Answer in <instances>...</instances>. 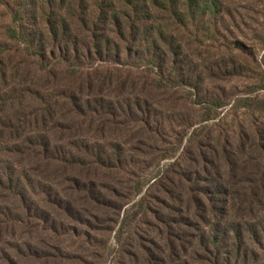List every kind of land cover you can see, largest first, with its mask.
<instances>
[{"label": "trees", "instance_id": "trees-1", "mask_svg": "<svg viewBox=\"0 0 264 264\" xmlns=\"http://www.w3.org/2000/svg\"><path fill=\"white\" fill-rule=\"evenodd\" d=\"M220 6L221 0H0V237H14L15 225L25 224L16 212L30 219V192L41 195L34 179H47L60 164L71 174L80 163L82 171L70 176L77 192L96 204L97 214L111 216L105 227L95 217L97 230L109 232L119 223L121 231L128 229L127 241L116 250L129 263L120 258L119 264H264V128L262 133L258 121L252 134L242 128L237 141L209 137L203 144L207 127L189 132L188 148L198 146L184 151L189 162L172 163L131 206L115 186L81 182V173L98 176L109 169L101 147L86 148L83 158L82 151L74 154L61 145L64 136L96 118L105 98L90 97L112 83L118 65L143 68L161 86L170 75L166 66L177 64L185 50L178 33L193 35V27ZM251 55L261 86L235 102L264 118V56ZM102 69L109 73L102 76ZM190 87L208 116L224 105L221 98L201 96L199 83ZM83 88L92 94L84 97ZM123 105L132 113L138 106ZM148 110L141 114L150 116ZM132 184L130 190L141 196L144 179ZM139 213L157 223L155 238L129 232ZM109 249L104 244L96 251L100 255L91 256L107 264ZM44 256L32 264H50Z\"/></svg>", "mask_w": 264, "mask_h": 264}, {"label": "rangeland", "instance_id": "rangeland-1", "mask_svg": "<svg viewBox=\"0 0 264 264\" xmlns=\"http://www.w3.org/2000/svg\"><path fill=\"white\" fill-rule=\"evenodd\" d=\"M3 27L4 21L0 17V35ZM178 38L184 41V53L177 64L166 66L170 75L161 86L156 81L151 83L153 75L143 68L118 65L113 66L119 70H113L112 83L96 88L93 94L83 88L84 97L92 94L90 99L95 101L103 96L106 103L98 107L100 111L92 123L64 136L61 143L66 151L74 154L82 151L83 158L86 148L94 145L96 149L90 150L99 151L101 147L109 169H103L98 176L97 173L96 176L81 173L80 180L83 184L93 179L97 184L115 186L129 198L125 201L129 206L145 197L152 181L172 163L181 160L184 166L189 162L184 152L189 149V132L204 126L207 128L202 140L229 136L237 141L242 137V128L249 133L255 121L261 132L264 128L262 114L235 102L237 97L247 96L244 93L249 89L258 90L261 86L251 54L258 60L264 56L260 41L264 38V0H221L218 9L209 11L205 21L193 27V35L181 31ZM107 72L102 69L101 75H107ZM124 80L128 83L122 87L120 83ZM198 83L201 96L218 97L224 103L211 116L200 104L202 99L190 87ZM125 101L138 104L134 113L123 105ZM111 107L114 110L111 111ZM146 109L150 116H143L142 111ZM106 112L119 116H104ZM208 117L214 118L206 120ZM149 118L150 123L147 122ZM203 144H207L206 139ZM195 147H190L191 151H196ZM166 149H169L168 153ZM78 164L71 174L60 164L52 166L45 175L47 179H34L35 192L41 195L30 192L33 209L30 219L26 213L16 212L26 222L15 225L14 237H0V264H32L40 257L46 260L44 255L51 257L50 264H104L101 259L91 256L104 244L110 248L105 255L107 264H119L120 258L129 263V258L123 253L117 254L116 250L127 241L128 229L121 231L119 223L111 225L109 232L97 230L95 217L100 216L101 226L105 227L111 216L109 213L98 215L96 204L77 192L79 187L70 176L82 171L83 167ZM134 176L144 179L141 196L130 190L136 180ZM102 194L106 191L102 190ZM139 216L129 232L155 238L157 223L140 213ZM138 236L133 235L134 243L140 242ZM37 254L40 256L35 257Z\"/></svg>", "mask_w": 264, "mask_h": 264}]
</instances>
